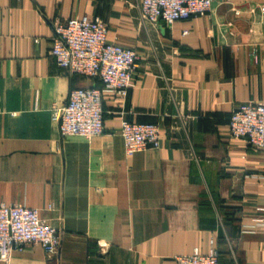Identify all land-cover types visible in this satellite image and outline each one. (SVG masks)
I'll return each instance as SVG.
<instances>
[{
  "label": "crops",
  "instance_id": "crops-1",
  "mask_svg": "<svg viewBox=\"0 0 264 264\" xmlns=\"http://www.w3.org/2000/svg\"><path fill=\"white\" fill-rule=\"evenodd\" d=\"M138 1L0 0V202L61 234L56 257L29 244L0 264H174L210 242L220 264H264V155L228 133L238 104L264 103V0L170 26L140 21ZM84 15L137 67L123 107L104 95L100 136L60 137L54 107L101 86L49 55L53 23ZM122 118L159 125L160 147L126 156Z\"/></svg>",
  "mask_w": 264,
  "mask_h": 264
},
{
  "label": "built area",
  "instance_id": "built-area-1",
  "mask_svg": "<svg viewBox=\"0 0 264 264\" xmlns=\"http://www.w3.org/2000/svg\"><path fill=\"white\" fill-rule=\"evenodd\" d=\"M214 1L139 0L136 9L140 21L170 26L176 21L207 14ZM259 12L264 15V4ZM234 14L238 11L234 10ZM50 43L49 55L58 67L101 83L100 87L71 89L64 104L54 107L52 117L60 137L100 136L104 131L103 97L109 95L123 107L137 67V52L107 41V26L99 16L55 21ZM118 133L126 156L160 147L161 127L157 124L122 118ZM228 133L231 139L243 140L252 150L264 155V103L238 104L229 117ZM210 243L206 252L194 247L189 254L173 256L172 261L220 264L218 250ZM29 244L40 246L49 257H56L61 244L60 231L40 217L35 208L0 202V260L6 259L12 250Z\"/></svg>",
  "mask_w": 264,
  "mask_h": 264
}]
</instances>
